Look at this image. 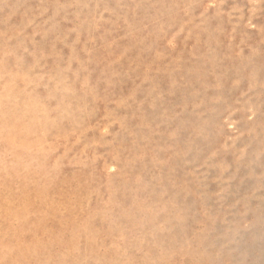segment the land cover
I'll list each match as a JSON object with an SVG mask.
<instances>
[{
  "label": "rangeland",
  "instance_id": "rangeland-1",
  "mask_svg": "<svg viewBox=\"0 0 264 264\" xmlns=\"http://www.w3.org/2000/svg\"><path fill=\"white\" fill-rule=\"evenodd\" d=\"M0 264H264V0H0Z\"/></svg>",
  "mask_w": 264,
  "mask_h": 264
},
{
  "label": "bare ground",
  "instance_id": "bare-ground-1",
  "mask_svg": "<svg viewBox=\"0 0 264 264\" xmlns=\"http://www.w3.org/2000/svg\"><path fill=\"white\" fill-rule=\"evenodd\" d=\"M155 6L154 5H152V8H154ZM130 13V12H129ZM164 12H161V14H163ZM127 15H128V17L130 16V14H128V12H127ZM164 15V17H166V15H165V13L163 14ZM131 17V16H130ZM169 22V21H168ZM159 65H160V63H159ZM159 68V67H158ZM3 91V90H2Z\"/></svg>",
  "mask_w": 264,
  "mask_h": 264
}]
</instances>
